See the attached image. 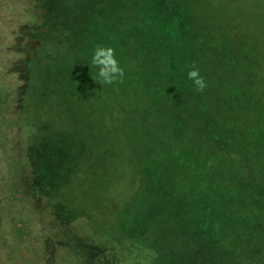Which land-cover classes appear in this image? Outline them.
<instances>
[{
    "label": "rangeland",
    "instance_id": "1",
    "mask_svg": "<svg viewBox=\"0 0 264 264\" xmlns=\"http://www.w3.org/2000/svg\"><path fill=\"white\" fill-rule=\"evenodd\" d=\"M79 1L80 7L59 8L58 27L49 40L43 38V25L39 26L42 38L34 40L44 11L34 7V0H0V264H84L86 260L85 264H125L147 256L134 249L129 233L122 234L132 223L129 216L136 215L142 186L137 172L150 152L137 147L133 134L131 103L140 100L118 98L116 83H101L91 64L98 45L113 48L120 66L127 63L131 72L135 55L144 58L137 51L138 0ZM162 1L163 12L161 1L154 0L150 16L155 14L161 21L171 16L181 35L186 27L191 37L165 43L150 30L148 37L154 43L160 38L159 45L166 48L163 52L153 45L146 56L155 62L167 59L173 66L175 57H181L178 67L183 78L193 64L203 63L214 86L203 92H180L174 77L167 107L178 114L179 108L207 97L205 102L214 106L208 118L215 121L217 131L245 130L249 138L246 125L250 127L253 118L258 122L264 107V0H178L175 5ZM180 3L190 11L187 16ZM79 40L83 44L75 53ZM41 41L48 48L54 46L56 61L50 70L40 55L35 77L28 76L26 58L34 55L27 49L37 50ZM186 46L187 52L182 49ZM64 58H69L68 73L58 78L61 74L54 68L63 65ZM241 76L243 90L238 97L233 80ZM27 85L36 94L29 95ZM52 89L64 90L65 99L58 95L43 104L40 94ZM254 94L257 117L249 115L248 121V98ZM226 113L240 122L230 118L224 125ZM152 153L147 155H160ZM249 249L259 248L246 245ZM108 253L112 259L105 257Z\"/></svg>",
    "mask_w": 264,
    "mask_h": 264
},
{
    "label": "trees",
    "instance_id": "2",
    "mask_svg": "<svg viewBox=\"0 0 264 264\" xmlns=\"http://www.w3.org/2000/svg\"><path fill=\"white\" fill-rule=\"evenodd\" d=\"M153 1L138 0L137 11L141 22L137 25V51L144 58L136 59L137 54L135 55L136 64L134 63L132 72L127 63L125 67L122 66L126 80L122 78V82L114 84L118 86V98L128 101L138 97L140 100L138 103H131L133 134L138 140L137 147L150 151L144 155L147 159L144 167L137 172L142 186L140 192L138 189L136 215L129 216L132 223L126 224L122 233L123 237L129 233L127 236L131 239L134 249H142L147 256L144 261L135 259L125 264H264V107L260 104L262 107L258 115L259 121L253 118L251 126L249 127L248 123L246 125L249 138L246 137L245 130L228 132L223 127L222 131H217L215 121L208 118L211 116L209 111L213 110L214 106L205 102L207 97H201L202 101L193 100L192 105L185 109L179 108L178 114L167 107L174 77L178 80V86L181 85L180 92L196 91L193 82L188 79L189 71L184 78L179 75L178 66L183 62L179 56L175 55L173 66L167 59H156L155 62L149 55L146 56L145 52L147 48H153V45L165 49L166 46L159 45L163 44V41L166 43L169 39L174 43L180 37H191V34L184 27L181 35L178 30L180 26L170 15L163 21L155 14L150 16L151 12L153 13ZM160 1L158 4L163 12L161 4L164 2ZM167 1L171 5L179 2ZM34 2V7L40 10V13L44 11L41 13L43 22L34 30L35 37L32 34L34 40H37V36L42 38V33L39 32L41 25L45 27L43 38L50 39L52 32L58 27L55 16L62 11L59 8L70 9L82 4L79 0ZM180 5L186 11V5ZM187 12L190 11L184 12L183 16H187ZM61 22L67 27V22ZM150 30L154 31L155 37H161L163 41L159 38L160 41L154 43L148 37ZM206 43L209 44L207 40ZM82 44L80 40L76 43L75 53ZM48 46L49 44L46 47L42 42V47L37 50L33 47L27 49L28 53L34 55L26 58L28 76L35 77L34 72L40 55H44L45 59L42 64L45 63V68L51 70L56 58L52 54L54 46ZM187 48L186 46L182 49L187 52ZM188 51L194 56L193 51ZM129 61L131 62L130 59ZM150 64L155 68H149ZM68 65L69 58H64V64L54 68L61 74L58 78L67 76ZM192 67L198 69L202 76L205 74L203 77L208 85L205 90L214 87L209 84L212 77L208 75L205 64L196 63ZM251 67L253 68V62ZM255 67L260 70V66ZM242 75L247 77L246 74ZM62 81L63 78L61 82L58 79V82ZM49 82L54 87L53 80ZM233 82L238 87L234 96L240 97L243 90L242 76ZM60 83L57 91L61 88ZM26 88L29 95L37 92L28 85ZM56 90L42 91V103L46 104L58 95L64 100V90L58 93ZM257 97L260 98L259 95ZM249 98L248 121L249 115L256 116V109L258 110L255 94ZM187 110L195 113L196 117L187 115ZM229 114L230 117L227 113L224 115V125L230 118L240 122ZM191 120H196L193 125L190 124ZM260 123L263 125L259 126ZM188 124L192 125V129L188 130ZM232 128L236 127L233 125ZM245 138L247 144L244 143ZM165 150L169 153L162 152ZM152 152H160V155H147ZM260 242L263 243L261 246ZM246 245L247 248L256 246L259 249L254 252L250 249L246 251ZM124 250L125 247H122L121 253ZM110 254L105 257L112 259ZM91 264L99 263L91 261Z\"/></svg>",
    "mask_w": 264,
    "mask_h": 264
},
{
    "label": "clouds",
    "instance_id": "3",
    "mask_svg": "<svg viewBox=\"0 0 264 264\" xmlns=\"http://www.w3.org/2000/svg\"><path fill=\"white\" fill-rule=\"evenodd\" d=\"M91 64L98 69L97 76L101 83L111 85L122 82L124 70L121 68L113 48L98 45L94 50ZM188 79L193 82L197 92H203L208 86L205 78L195 67L189 71Z\"/></svg>",
    "mask_w": 264,
    "mask_h": 264
}]
</instances>
